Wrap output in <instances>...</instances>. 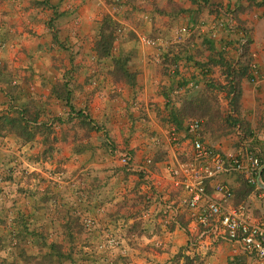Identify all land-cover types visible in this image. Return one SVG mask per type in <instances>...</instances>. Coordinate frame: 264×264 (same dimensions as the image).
<instances>
[{"label": "rangeland", "instance_id": "374dc122", "mask_svg": "<svg viewBox=\"0 0 264 264\" xmlns=\"http://www.w3.org/2000/svg\"><path fill=\"white\" fill-rule=\"evenodd\" d=\"M97 1L0 0V264H229L224 251L188 253L159 207L171 186L172 129L182 135L199 119L212 146H240L228 89L204 75L202 85L183 81L171 48L143 71L151 55L138 53L135 18L119 19L118 0L113 11ZM244 62L239 78L256 87L259 67L249 55ZM242 94L232 109L251 144L231 154L264 164V139L252 141L264 133V91L248 104ZM189 150L183 143L177 153ZM228 180L254 208L244 178Z\"/></svg>", "mask_w": 264, "mask_h": 264}, {"label": "crops", "instance_id": "0c3cea01", "mask_svg": "<svg viewBox=\"0 0 264 264\" xmlns=\"http://www.w3.org/2000/svg\"><path fill=\"white\" fill-rule=\"evenodd\" d=\"M112 1H106L108 3H105L107 11H113L118 6L120 8L118 14L121 21L126 20L125 14H131L136 20V23L131 28L139 38L136 44L138 53L151 55L147 61L142 62L141 65H137H140L143 71L156 68L157 66L151 60L153 54L166 52L171 48V56L176 55V59H179L177 68H180L183 73H181L182 80L187 83L189 82V84L192 82H199L200 85L205 83L202 75L208 79H213L215 83L226 84L223 73L224 68L221 66L222 63L218 61L219 54L222 53L220 41L212 40L210 33L212 31L211 27L221 20L216 7L220 6L225 10L233 12L235 19L249 33V45L246 54L251 56L258 65L260 75L259 82L256 81L258 83L256 87L251 86L246 80L237 79L239 88L243 92L242 100L248 104L253 100V98H250L251 95H259L264 91V0H131L133 4H127L126 0H118L119 5L114 7ZM86 2L91 4L99 3L97 0H86ZM124 31H127V28ZM226 37V35H221L219 40L226 39ZM146 39L147 41L144 42ZM174 42L177 43L171 44ZM227 54L234 67H241L245 63V57H238L234 50L231 49ZM149 72L153 74V69L149 70ZM146 76L148 75L146 74L144 77H141L145 83ZM146 89L150 92L153 89V85L150 84ZM145 100L148 101V99ZM145 110L150 117L154 116L148 106ZM247 110L251 114L248 117L252 118L253 110L251 111L250 108ZM243 115L247 117V114L241 112L240 116ZM250 127L254 129L253 123H251ZM153 128L156 129L155 124ZM157 130L160 131V129ZM247 139L241 141L238 147H232V144L224 143V140L221 142L219 140L217 142L219 145L213 147L225 154L236 153L242 150L243 147L251 144ZM255 139H264V133H259L257 138L253 137L252 141H255ZM154 177H157V175H153ZM222 179L226 183H231L228 180V176H224ZM169 182L173 186L172 179L169 178ZM171 186H169L170 190H163L161 192L162 205L159 206L162 212V207L165 204H170L174 209L178 210L175 214L176 218L173 220L170 219L172 215H166L167 219L172 223L173 231L170 233L171 239H174L175 236L181 237V242L178 243L187 246L188 253L193 250L212 249L213 251H224L223 253L226 256L222 257H229V264L242 260L251 261L247 256L242 254L236 244L228 242L221 241L212 245L204 242L203 244L191 247L188 244V239L193 235L194 227L190 221L188 210L180 205V189ZM255 198L259 197L254 193L249 197V200L255 203V207H251L250 212L255 218L264 219V208L260 204L264 199L257 201Z\"/></svg>", "mask_w": 264, "mask_h": 264}, {"label": "built area", "instance_id": "2783aa9c", "mask_svg": "<svg viewBox=\"0 0 264 264\" xmlns=\"http://www.w3.org/2000/svg\"><path fill=\"white\" fill-rule=\"evenodd\" d=\"M216 11L219 12L221 20L211 27L210 38L220 41L221 51L228 52L232 49L238 57H242L249 45V33L235 19L233 12L220 6L216 7ZM221 35H226V39L219 40ZM232 97L233 94H230L229 102ZM229 115L236 116L232 108ZM235 131L236 136L243 141L245 135L239 124ZM169 141L172 154L168 161V174L173 186L180 189V205L188 210L194 227L188 244L191 247L204 242L209 245L221 241L236 244L251 261L242 260L232 264H264V219L255 218L244 204L233 205V192L222 179L231 172L241 174L248 184L254 186L253 193L263 200V165L259 158L250 152L222 153L206 141L203 136V122L199 119L188 120L182 135L172 129ZM183 143L190 150L187 154H178ZM117 154L120 164L133 170L132 156L127 152ZM182 155H185L183 160L179 159ZM141 172L148 173L144 168H141ZM162 209L165 215H172L171 220L176 218L178 210L172 205L165 204Z\"/></svg>", "mask_w": 264, "mask_h": 264}, {"label": "trees", "instance_id": "16d2710c", "mask_svg": "<svg viewBox=\"0 0 264 264\" xmlns=\"http://www.w3.org/2000/svg\"><path fill=\"white\" fill-rule=\"evenodd\" d=\"M246 52H247V48H246V50H244L243 57L247 56ZM220 63H222V61ZM232 64L233 63H229V65L223 64L224 66L221 65L224 68L223 73L225 76L226 84L225 85L219 84V85H217V87H218V89H221V90H223V89L227 90L228 89V91H227L228 94L229 95L233 94V97H232L231 102H230V106H231V108L234 109L235 108L234 102L236 101L237 96H238V92H239V85H238L237 79L239 78V76H242V74L243 75L246 74L247 68H246V66L245 67L241 66V67L236 68L237 66L234 67V65H232ZM228 120L234 128L236 127L237 124H239L241 131H243L244 135H246V131H244L243 125L237 116H235V117L230 116ZM203 136L205 137L204 132H203ZM261 165H264L263 162H261ZM227 176H228V178H231V177L240 178V179L244 178L241 174H239L237 172H231ZM261 178L264 181V170L261 173ZM242 184L244 185L243 189L244 190L246 189L245 192L247 194L249 193L248 194V199H249V196L252 194V192L254 190V186H251L250 184H248L245 178H244V181L242 182ZM228 185L230 186V188L233 192V205L237 206L239 204H244L249 209H251L250 202H248V203H246V201L243 202V201H241V198L239 197V196H241L239 189H242V187H240V188H238V186L234 187V186H232L231 183H228ZM260 204L264 208V200Z\"/></svg>", "mask_w": 264, "mask_h": 264}, {"label": "water", "instance_id": "95a60500", "mask_svg": "<svg viewBox=\"0 0 264 264\" xmlns=\"http://www.w3.org/2000/svg\"><path fill=\"white\" fill-rule=\"evenodd\" d=\"M262 170H264V165H263V167H262Z\"/></svg>", "mask_w": 264, "mask_h": 264}]
</instances>
